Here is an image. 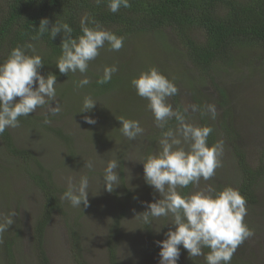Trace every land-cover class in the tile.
Masks as SVG:
<instances>
[{
  "label": "rangeland",
  "instance_id": "374dc122",
  "mask_svg": "<svg viewBox=\"0 0 264 264\" xmlns=\"http://www.w3.org/2000/svg\"><path fill=\"white\" fill-rule=\"evenodd\" d=\"M196 38L200 43L203 42L200 35ZM137 48L140 49L137 51ZM118 52L117 59L122 64L131 61L134 65L133 69L126 67L125 71L130 86L125 88L124 84H120L119 89H111L97 96L74 88L73 94L68 91L66 94H57L62 112L57 116L49 114L50 124L44 123L47 114L45 106L32 113L33 119H38V126L27 128L19 124L17 128L8 129L14 140L13 144L32 155L29 162L12 156L0 139V221L11 211L16 212L14 224L0 233V264H40L33 230L44 215L45 200L40 188L31 181L30 175L34 173L42 177L48 176L57 187L60 197L67 188L69 176L76 182L82 175L90 178L89 206L73 208L65 201L64 213L54 212L45 229L43 249L51 264H78L79 261L86 264H110L107 253L109 230L120 213L124 215L119 218L120 229L115 237L118 264H159L160 247L156 242L165 239L164 233L174 226L170 224V216L155 218L150 225L153 233L150 237L145 232L143 221L135 218L137 213L147 210L146 203L161 198L155 191L154 197H151L143 184L144 168L140 161L148 154L158 153V140L161 136L155 135L158 138L146 140L147 131L156 126L154 116L147 108V100L139 97L131 85L132 78L140 74V70H135V65L144 64L146 71L156 67L174 81L179 89L175 95L178 99L175 96L169 97L168 103L181 111L185 107L189 108L187 115L190 123L200 126L199 115L197 111L191 110L192 105L203 107L205 104H214L217 115L215 119L210 115L206 116L208 123L220 132L221 118L227 120L231 126L229 130L235 135L236 146L245 153L249 165L253 168L264 166L263 45H252L246 49L239 45L233 48L231 59L218 63L209 77L197 74L170 29L134 37L127 44L123 43ZM114 54L105 45L100 50V55L90 62L87 72L90 74H86L88 78L94 75L100 77L105 64L116 61ZM69 75V80L66 78L57 81L56 87L61 84L67 87L69 83L75 86L73 82L83 78L79 72ZM61 89L67 90L65 87ZM220 91L227 97L229 104L221 105ZM86 95L98 102L91 112L79 113ZM131 108L134 113H131ZM130 114L144 129L140 136L131 141L120 133L121 123L117 119L121 116L129 119ZM85 115L94 119L102 118L105 123L109 119L108 126L104 127L105 133L97 123L92 126L86 123ZM175 126L176 124L172 128ZM158 130L160 131L159 128ZM98 132L102 134L99 139ZM220 136L218 141H223V153L219 157L220 166L215 172L225 180L232 179L230 183H233L238 174L235 171L236 157L229 145L230 134L227 132L226 136ZM85 160L93 161L94 171L83 168ZM110 160L118 161L116 171L121 176L119 185L112 192L106 190L102 178L103 170ZM120 170H123V175L119 174ZM208 185L207 181L201 179L199 187H193L191 192L205 189ZM257 199L264 202V182L257 189ZM248 208L244 218H248L251 211L250 219L255 218V221L247 223L248 219H244V222L254 235L244 240L246 249L237 248L234 255H237V264H264V222L262 225L258 222L256 227V219L262 218L260 203L255 207L257 210ZM71 229L76 234L78 231L79 245L73 240ZM157 230L162 231L159 239ZM13 237V253L8 257L4 252L6 241ZM253 252L255 255H252ZM181 254L183 264H205L204 255L195 257L193 261L187 251Z\"/></svg>",
  "mask_w": 264,
  "mask_h": 264
},
{
  "label": "clouds",
  "instance_id": "9594fccd",
  "mask_svg": "<svg viewBox=\"0 0 264 264\" xmlns=\"http://www.w3.org/2000/svg\"><path fill=\"white\" fill-rule=\"evenodd\" d=\"M101 2L96 0L97 4ZM107 6L110 12L117 13L121 7L128 8L131 5L129 0H108ZM89 23L94 26L89 27ZM80 29L82 35L73 37V28L68 23H51L48 18H42L37 29L38 36L33 39L47 33L54 40L63 33L61 55L55 65L60 74L69 76V73L79 72L83 78L73 83L82 89L91 83L86 75L90 62L100 55L106 43L110 51H119L123 47L124 38L88 17L81 19ZM44 65L43 57L37 54L32 43L13 48L7 59L0 62V135L6 129L19 127L20 118L30 116L38 108L47 106L45 124L51 123L49 114L57 116L62 112L57 100V76L52 73L47 76L42 74ZM117 71L115 65L104 67L96 83H109ZM131 85L139 97L147 100V108L154 116L155 126L162 130L158 153L148 154L140 161L143 163L146 183L161 198L146 203L147 210L135 215L145 225H151L155 218L171 217L170 224L174 228L164 233L165 239L156 242L160 247L159 264H179L181 246L193 261L195 257L204 255L205 264H231L238 246L254 235L244 222L247 214L246 199L231 186L218 191L209 185L187 195L178 191L189 185L198 188L201 179L208 181L215 175V170L220 166L223 141L209 145L207 141L213 131L212 127L188 122L189 108L185 107L181 111L168 103V98L177 95L179 89L174 81L156 67L133 77ZM97 102L90 95L84 96L79 113L91 112ZM191 110L200 111L202 116L210 115L212 119L217 115L214 104H205L203 107L192 105ZM117 119L121 123L120 133L130 141L144 132L137 120L123 116ZM172 119L176 121L174 128L168 127ZM84 121L90 125L97 123L89 115L84 116ZM85 161L83 168L94 171L93 161ZM118 167V161L110 160L103 170V185L108 192L114 191L119 185ZM89 182L88 175H82L78 182L69 176L67 188L60 199L69 202L73 208H82V205L87 208ZM15 216L16 212L11 211L0 221V233L14 224ZM204 248L209 249L207 254L203 252Z\"/></svg>",
  "mask_w": 264,
  "mask_h": 264
},
{
  "label": "trees",
  "instance_id": "16d2710c",
  "mask_svg": "<svg viewBox=\"0 0 264 264\" xmlns=\"http://www.w3.org/2000/svg\"><path fill=\"white\" fill-rule=\"evenodd\" d=\"M129 2L130 7H121L117 13H112L107 6L108 0H102L100 4H97L96 0H0V62L7 59L13 48L22 46L25 43H32L37 49V54L43 57L45 63L41 69L42 74L45 76L49 73L55 74L57 81H63L66 78L69 80L70 75L60 74L55 65L61 55L60 45L63 33L54 40L47 33L37 39H33V37L38 36L37 29L42 18H48L51 23L56 21L68 23L73 28V37H78L82 35L80 21L82 18L88 17L89 20L94 19L103 28L112 31L117 36L123 37L124 44H127L134 37H142L152 32L170 29L182 45L193 69L197 74L206 77L213 73L218 63H224L231 59L233 48L239 45H243L244 49L252 45L264 46V0H129ZM88 26L93 27L94 25L89 23ZM197 35L201 36L203 42L200 43L197 40ZM105 45L107 46V44ZM138 49L140 48H137V51ZM117 52L114 51L115 54L113 55L116 61L105 64V67L111 64L118 66V71L113 74L109 83L104 85L97 84L96 81L99 76L95 77L94 75L90 77L91 83L82 89L73 86L72 83H69L67 87L62 84L59 85L60 88L56 87L57 94H66L67 91L73 94V89L76 88L79 92L86 91L97 96L111 89L112 91L119 89L120 84H124L125 88L130 86L125 71L126 67L133 69L134 65L131 61L126 63L127 65L122 64L117 59L119 56V52ZM135 70H140L141 73L146 71V66L144 64L141 66L135 65ZM86 74L89 75L90 73ZM63 87L67 90H62L61 88ZM219 93L221 105L229 104L227 97L221 91ZM176 99L178 98L176 97ZM124 103L126 102L124 101ZM131 113H134L132 108ZM197 114L199 115L201 127H212L208 123L206 116H202L200 111H197ZM133 118L134 116L130 114L129 119L133 120ZM221 119H223L219 125L221 131L219 132L212 127L213 131L209 135L207 142L209 145L215 144L221 134L226 136L227 132H229V145L233 148L236 157L237 168L235 171L238 174V178L235 182L230 183L232 179L225 180L220 174L215 172V175L207 182L218 191L227 186L239 190L246 199L247 209L251 207L252 210L260 203V217L262 218L256 219L257 227L259 225L258 222H261V225L264 222V202H259L257 199V189L264 182V166L253 168L249 165L245 153L236 146L235 135L229 130L230 124L224 118ZM96 121L102 132L105 133L104 127L108 126L109 119L106 123L102 118H96ZM37 122L38 119H33L32 113L28 117L20 118V125L27 128L37 125ZM174 124H176L175 119L170 120L168 127H172ZM47 128L50 127L47 126ZM160 131L157 127L150 128L147 131L146 140H152L155 135L160 137L162 130L160 129ZM57 133L59 134V132ZM101 135L98 132V139ZM0 139L3 140L5 148L12 156L25 162H29L32 159V155L26 152L25 149L17 148L13 144L14 140L8 129L3 135H0ZM34 162L35 165L38 164L36 159ZM119 174L123 175V170H120ZM30 177L31 181L40 188L45 200L44 215L34 226V244L39 254L40 264H51L47 258L46 251L43 249L44 232L54 212L64 213L65 201L60 199L57 187L50 181L48 176L42 177L34 173ZM143 181L144 187H147L151 197H154V189L151 191L152 187L146 183L145 179ZM192 188L193 186L189 185L187 188L178 189V191L187 195L192 193ZM123 215V213H120L119 218H122ZM251 217L252 213L250 211L249 217L244 219H248L247 223L255 221V218L250 219ZM119 218L114 220L109 230L107 253L110 264H118L115 237L118 234V229H120ZM144 229L148 236L151 237L153 235L150 225L144 224ZM161 232L159 231L156 234L158 239L162 236ZM77 234L76 231L71 229L72 238L79 245ZM14 239L13 237L6 241L4 252L8 257L12 256ZM238 248L239 250L242 248L246 249L243 243ZM203 251L207 254L209 249L204 248ZM184 252L186 250L181 246V253ZM252 255H255V253L253 252ZM182 256L181 254L179 264L184 263ZM236 261L237 255H233L231 264H237ZM78 264L86 263L79 261Z\"/></svg>",
  "mask_w": 264,
  "mask_h": 264
}]
</instances>
